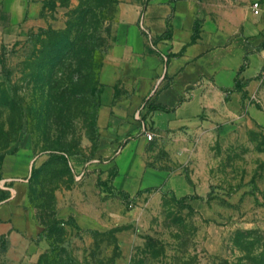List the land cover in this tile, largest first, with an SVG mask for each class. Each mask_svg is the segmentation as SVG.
<instances>
[{
  "label": "rangeland",
  "instance_id": "374dc122",
  "mask_svg": "<svg viewBox=\"0 0 264 264\" xmlns=\"http://www.w3.org/2000/svg\"><path fill=\"white\" fill-rule=\"evenodd\" d=\"M149 1L0 0V202L15 193L24 219L0 264H264V78L158 130ZM112 157V180L145 166L178 184L111 190Z\"/></svg>",
  "mask_w": 264,
  "mask_h": 264
},
{
  "label": "crops",
  "instance_id": "0c3cea01",
  "mask_svg": "<svg viewBox=\"0 0 264 264\" xmlns=\"http://www.w3.org/2000/svg\"><path fill=\"white\" fill-rule=\"evenodd\" d=\"M257 1L262 8L259 14L252 8ZM143 21L158 41L148 61L163 68L155 105L168 110L148 108L161 132L206 119L212 112L214 89L220 98L238 86L241 75L257 76L264 63V0H150ZM113 133L111 128L112 139L103 141L101 154L113 156L119 150ZM99 165L101 180L111 190L131 193L178 184L166 171L145 166L131 171L134 179L112 180L119 166L116 159ZM22 223V208L12 193L0 202V235L17 233Z\"/></svg>",
  "mask_w": 264,
  "mask_h": 264
},
{
  "label": "built area",
  "instance_id": "2783aa9c",
  "mask_svg": "<svg viewBox=\"0 0 264 264\" xmlns=\"http://www.w3.org/2000/svg\"><path fill=\"white\" fill-rule=\"evenodd\" d=\"M252 8L254 9V12L256 13V14H259L260 12H261V10H262V8H261V3L260 2H254L253 4H252ZM259 74L264 78V63H263V65H262V67H261V69H260V71H259ZM148 138L149 139H152L153 138V135L151 134V133H149L148 134Z\"/></svg>",
  "mask_w": 264,
  "mask_h": 264
},
{
  "label": "trees",
  "instance_id": "16d2710c",
  "mask_svg": "<svg viewBox=\"0 0 264 264\" xmlns=\"http://www.w3.org/2000/svg\"><path fill=\"white\" fill-rule=\"evenodd\" d=\"M196 36H197V33H196V35H194V39L196 38ZM159 108H163L165 110H168V108L162 107L160 105H150L149 106V110L150 111H153V110H156V109H159Z\"/></svg>",
  "mask_w": 264,
  "mask_h": 264
}]
</instances>
